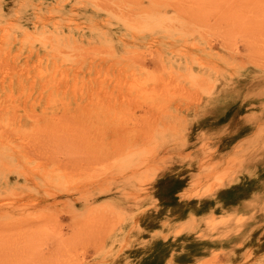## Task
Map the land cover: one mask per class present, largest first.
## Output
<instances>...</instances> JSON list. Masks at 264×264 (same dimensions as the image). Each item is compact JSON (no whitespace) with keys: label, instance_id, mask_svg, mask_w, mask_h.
<instances>
[{"label":"rangeland","instance_id":"obj_1","mask_svg":"<svg viewBox=\"0 0 264 264\" xmlns=\"http://www.w3.org/2000/svg\"><path fill=\"white\" fill-rule=\"evenodd\" d=\"M0 264H264V0H0Z\"/></svg>","mask_w":264,"mask_h":264},{"label":"crops","instance_id":"obj_2","mask_svg":"<svg viewBox=\"0 0 264 264\" xmlns=\"http://www.w3.org/2000/svg\"><path fill=\"white\" fill-rule=\"evenodd\" d=\"M246 252V251H245ZM245 252H243L245 254Z\"/></svg>","mask_w":264,"mask_h":264}]
</instances>
